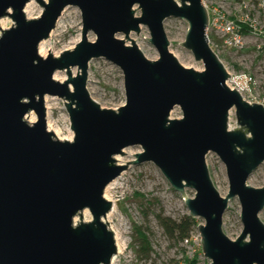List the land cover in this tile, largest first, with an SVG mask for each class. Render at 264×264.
Listing matches in <instances>:
<instances>
[{
	"label": "water",
	"instance_id": "water-1",
	"mask_svg": "<svg viewBox=\"0 0 264 264\" xmlns=\"http://www.w3.org/2000/svg\"><path fill=\"white\" fill-rule=\"evenodd\" d=\"M28 1L0 0V20L12 19L0 27V264H109L116 242L104 220L113 205L104 190L128 162L145 161L180 192L188 215L203 220L197 229L210 264H264V185L247 183L264 161V105L228 85L230 73L209 44L202 0H36L42 12L32 18L24 11ZM70 5L81 12L80 40L57 55L41 56L40 41ZM168 17L187 21L178 43L202 69L182 65L169 50ZM141 24L149 29L145 38L156 47V59L147 58L129 36ZM97 57L123 73L126 99L115 109L102 107L87 89L88 63ZM57 70L66 71L63 82L54 78ZM45 95L65 99L71 140L47 129ZM176 105L182 115L171 118ZM31 110L32 122L26 117ZM132 145L142 151L126 164L116 163L114 155ZM210 151L226 168L224 196L210 177ZM234 196L243 228L232 239L222 225Z\"/></svg>",
	"mask_w": 264,
	"mask_h": 264
},
{
	"label": "rangeland",
	"instance_id": "rangeland-1",
	"mask_svg": "<svg viewBox=\"0 0 264 264\" xmlns=\"http://www.w3.org/2000/svg\"><path fill=\"white\" fill-rule=\"evenodd\" d=\"M32 1L31 8L25 12L29 18L37 17L42 12L41 5L36 0ZM136 8L135 15H140L141 11ZM25 11V10H24ZM5 25L8 27L12 23L9 16L3 17ZM2 19V18H1ZM188 23L185 19L178 17H168L164 21V29L169 40V50L179 49L190 54V62L179 61L186 67L202 69L203 64L197 61L192 52L183 46L179 41H184ZM82 29L81 12L77 6H66L59 16L53 34L49 35L48 42L51 44V53L59 54L65 49L73 48L80 40ZM51 31V32H52ZM50 32V34H51ZM182 35V39L179 36ZM124 38L123 34H118ZM130 38L134 39L144 55L149 59L158 58L156 47L145 37H150L149 29L146 25H140L137 33L131 31ZM209 42L213 49V44H217V55L232 74L231 85L240 89L243 98L250 102H260L264 105V49L256 48V42L247 39L244 48L235 52L232 49L218 50L222 44V39L215 33L209 31ZM95 35L88 33V39L93 40ZM126 43L129 41L126 39ZM76 67L71 68L75 74ZM57 78H67L65 70L55 71ZM54 73V74H55ZM58 80V79H57ZM59 81V80H58ZM71 85V84H70ZM87 89L91 97L102 107L117 108L125 103L124 78L121 69L114 63L103 57L93 58L88 63ZM48 96L46 107V126L53 125L58 128V136L70 135L69 115L65 106V99L57 96ZM233 114L228 117V126L233 129L237 126L234 109ZM36 120V114L33 110ZM29 113V112H28ZM27 113V115H28ZM182 115L179 106H174L169 117L178 118ZM27 117V116H26ZM72 131V130H71ZM142 151L140 145H132L123 149L124 154L120 157L126 161L135 159L133 153ZM117 155V154H116ZM114 155V158L115 156ZM206 164L210 177L220 195L224 196L229 190V180L226 174L224 163L215 152H208ZM116 162V159H115ZM116 182L104 196L116 203L112 217L108 221V226L113 227L118 234L119 241L123 244L122 253L115 258L114 264H210V260L205 257L200 243V235L197 225L192 226L188 237L180 238L168 236L155 215L159 212L180 220L188 214V209L184 203L180 192L173 189L167 178L160 169L151 161L138 164L128 162L126 168L115 178ZM247 183L254 187L264 185V161L249 175ZM106 193V195H105ZM186 193L192 196L194 191L186 188ZM241 206L237 196L231 198L223 214V230L232 239L242 231L243 224L240 218ZM260 219L264 222V208L259 212ZM88 212L86 219H90ZM197 224L203 220L195 217ZM141 233L147 235L150 252L143 255L140 252L138 238Z\"/></svg>",
	"mask_w": 264,
	"mask_h": 264
},
{
	"label": "built area",
	"instance_id": "built-area-1",
	"mask_svg": "<svg viewBox=\"0 0 264 264\" xmlns=\"http://www.w3.org/2000/svg\"><path fill=\"white\" fill-rule=\"evenodd\" d=\"M202 3L208 12L207 37L211 31L222 39L218 50L223 47L239 52L244 48L247 39L254 40L256 48L264 49V0H202ZM212 44L216 50L218 45ZM232 81L233 76L230 73L227 83L235 88L231 85ZM70 133L71 140L73 131L70 130ZM68 136L60 139H69Z\"/></svg>",
	"mask_w": 264,
	"mask_h": 264
},
{
	"label": "bare ground",
	"instance_id": "bare-ground-1",
	"mask_svg": "<svg viewBox=\"0 0 264 264\" xmlns=\"http://www.w3.org/2000/svg\"><path fill=\"white\" fill-rule=\"evenodd\" d=\"M31 5H32V1H28L26 3V5L24 7L25 12H28V10L31 8ZM0 27L1 28H5L6 27L4 18H2L0 20ZM53 31L51 32L50 35L53 34ZM182 38H183L182 35H180L179 36V39H182ZM48 39L41 40L40 43H39V45H38V52H39V54L41 56H46L48 53H51V44L48 42ZM173 54L181 62H183V61L190 62V54L188 52H183L182 50L177 49V50L173 51ZM54 78L55 79H58L60 82H63L65 80V77H59V78H57V74L56 73L54 74ZM69 86L71 87L70 84H69ZM239 91H240V89H239ZM47 101H48V96L45 95L44 96V102L46 103ZM232 114H233V112H232V110H230L229 115H232ZM27 119L30 122L34 121L35 116H34V113L32 111H30L28 113ZM47 129L49 131H52V133L56 137L62 138V137L58 136V132H59L58 128L54 127L53 125L47 124ZM71 137H72V135L68 136L69 139ZM115 159H116V163H118V164H123L124 163V159L121 158L119 154H117L115 156ZM115 182H116V179L114 178L110 183H108V185L105 188V191L107 192L110 188H112V186H113V184ZM105 195H106V193H105ZM107 199L110 200V201H112V204L113 205H112V208L107 212L104 220L105 221H110V218L112 217V214H113L114 208L116 206V203L113 200L109 199V198H107ZM87 213H88L87 210H84L83 211L84 219H86ZM108 228L113 232L114 237H115V242H116V253L112 256V258L110 260V263H109V264H114V261H115V258L117 257V255L120 254V253H122L123 244L119 241L117 231L113 227H111V226H108Z\"/></svg>",
	"mask_w": 264,
	"mask_h": 264
},
{
	"label": "trees",
	"instance_id": "trees-1",
	"mask_svg": "<svg viewBox=\"0 0 264 264\" xmlns=\"http://www.w3.org/2000/svg\"><path fill=\"white\" fill-rule=\"evenodd\" d=\"M155 217L164 232L170 237L179 236L182 239L186 238L188 237L192 226L197 225L196 219L189 216L188 214L184 215L180 220H176L163 214L162 212L157 213ZM138 245L140 252L143 255L149 254L150 246L145 233L140 234V237L138 238Z\"/></svg>",
	"mask_w": 264,
	"mask_h": 264
}]
</instances>
